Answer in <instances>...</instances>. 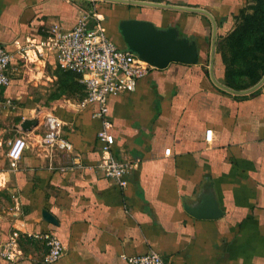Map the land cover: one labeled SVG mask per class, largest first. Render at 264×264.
<instances>
[{
  "label": "crops",
  "instance_id": "1",
  "mask_svg": "<svg viewBox=\"0 0 264 264\" xmlns=\"http://www.w3.org/2000/svg\"><path fill=\"white\" fill-rule=\"evenodd\" d=\"M144 1L212 13L217 79L236 90L255 85L237 82L240 66L224 64L231 52L218 48L235 29L244 0ZM85 13L120 48L128 49L119 29L126 19L174 26L199 47L198 63L153 67L134 91L109 98L112 152L134 164L123 184L99 168L105 154L97 137L99 104L85 101L84 85L77 92L72 79L80 76L61 69L48 47L18 52L50 40L57 26L73 28ZM212 34L211 18L200 11L112 0H0V44L14 54L0 97V245L20 233L19 257L0 255V264H129L128 257L148 251L169 264H264V82L244 94L219 87L210 74ZM227 69L240 88L228 84ZM53 118L70 152L42 145L45 122ZM27 121L33 123L24 128ZM17 136L28 146L12 168L7 153ZM207 192L221 216L187 210ZM43 233L66 246L53 263L44 261Z\"/></svg>",
  "mask_w": 264,
  "mask_h": 264
},
{
  "label": "built area",
  "instance_id": "2",
  "mask_svg": "<svg viewBox=\"0 0 264 264\" xmlns=\"http://www.w3.org/2000/svg\"><path fill=\"white\" fill-rule=\"evenodd\" d=\"M52 37L48 41L37 43L29 42L18 49L19 53L36 51L37 46L48 47L53 51L59 67L65 71H73L80 76L85 86V101L99 104L96 117L102 120V129L97 137L101 142L104 157L99 163V168L104 175L119 184L133 168L129 160L119 159L112 152L113 138L110 133L112 122L109 115V98L126 91H134L140 78L148 74L153 68L151 64L141 59L138 54L126 48H120L106 34L101 24L92 26L88 14L81 15L75 26L63 29L57 26L51 30ZM14 54L5 45L0 44V97L3 89L11 81V63ZM11 103V101H7ZM1 104V99H0ZM46 132L41 136V143L49 149H61L70 152L72 143L64 136L62 125L57 119L45 122ZM28 146L24 136H17L9 143L8 158L12 168H17L25 149ZM170 153V148L166 149ZM83 165L81 162H75ZM19 231L0 245V255L15 260L20 255L18 248ZM48 251L44 261L53 263L61 258L66 246L63 241L52 233H43ZM129 264H169L165 257L155 251H148L141 255L128 257Z\"/></svg>",
  "mask_w": 264,
  "mask_h": 264
},
{
  "label": "water",
  "instance_id": "3",
  "mask_svg": "<svg viewBox=\"0 0 264 264\" xmlns=\"http://www.w3.org/2000/svg\"><path fill=\"white\" fill-rule=\"evenodd\" d=\"M112 1H121L154 7L186 9L200 11L207 14L211 18L213 23L210 53V74L213 81L219 87L236 94L252 92L259 88L264 82L263 75V77L252 87L244 90H236L217 79L214 71L217 44V21L212 13H210L208 10L198 7H188L144 0ZM119 29L128 45V49L138 54L141 59L148 62L154 67L164 68L172 62L194 64L198 63L200 60V52L196 40L190 39L186 36H180L179 30L174 26H170L167 29L163 30L157 28L150 20L126 19L120 22ZM30 123L33 122H25L23 124V127L27 128ZM187 210L195 216H202L206 218H215L222 215L221 208L219 207L218 202L215 200L211 192H207L206 194H204L199 204L187 206Z\"/></svg>",
  "mask_w": 264,
  "mask_h": 264
},
{
  "label": "rangeland",
  "instance_id": "4",
  "mask_svg": "<svg viewBox=\"0 0 264 264\" xmlns=\"http://www.w3.org/2000/svg\"><path fill=\"white\" fill-rule=\"evenodd\" d=\"M264 6V0H244L243 8L241 9L242 12H240V15L238 19L236 20V28H238L239 31H241L244 28L250 29L251 33L253 34V37L255 40H253L252 37H249V40L251 39L250 43H246L243 41L242 43L235 44V41L233 45L230 43V38H225L221 40L220 45L218 46L219 50L222 51H229L231 48L233 49H239L243 51H250L247 55H243V61L247 58V61L249 62L250 67H252L253 76L250 74H244L240 77H237V82H251L252 77L254 79L259 76L261 73L262 65H264V41L260 42L261 35H264V19L262 15V7ZM246 40L248 38H245ZM247 41V42H248ZM243 44V45H240ZM246 56V57H245ZM228 60H230V57H227ZM252 63V64H251ZM72 79V78H71ZM76 82V85L74 86L76 89H78L77 92H83L82 81L77 80L75 77L72 79Z\"/></svg>",
  "mask_w": 264,
  "mask_h": 264
},
{
  "label": "trees",
  "instance_id": "5",
  "mask_svg": "<svg viewBox=\"0 0 264 264\" xmlns=\"http://www.w3.org/2000/svg\"><path fill=\"white\" fill-rule=\"evenodd\" d=\"M262 15H263V19H264V6L262 7ZM247 36H250L253 38V40H255V38L253 37V34L251 33V30L243 27V29L241 31H239L238 28L234 29L231 33H229L228 38H230L231 45H233L234 41H235V44L242 43L243 41H245V44L246 43L249 44L251 39H250V41H248L249 37H247ZM245 38H248V39L246 40ZM259 41L260 42L264 41V35H261V39ZM240 45H243V44H240ZM230 52H231V59L229 61L228 58H226V57L223 58L224 64L226 62H228L229 65L231 64L232 66L239 65L240 69L237 72L240 76L244 75V74H250L253 76L252 67H250V65H249L250 61L248 62L247 58L245 59V61H243V55H245V54L247 55L250 51H243V50L231 48ZM201 61L209 62V57H206V59H201ZM226 74H227L228 84L230 86L237 87L234 85V83H236V80H235L236 75H232L230 72H228V69H227ZM263 75H264V65H262L261 73L259 74V76L257 75V77L255 79H254V77H252V80H253L252 83L256 84L263 77ZM237 88H240V87H237Z\"/></svg>",
  "mask_w": 264,
  "mask_h": 264
}]
</instances>
